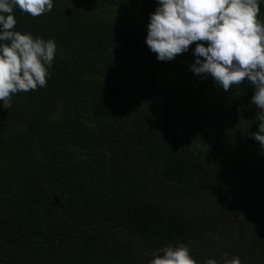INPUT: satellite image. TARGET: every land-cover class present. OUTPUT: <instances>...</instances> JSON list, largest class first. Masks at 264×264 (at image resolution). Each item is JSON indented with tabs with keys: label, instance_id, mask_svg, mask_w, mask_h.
Listing matches in <instances>:
<instances>
[{
	"label": "trees",
	"instance_id": "trees-1",
	"mask_svg": "<svg viewBox=\"0 0 264 264\" xmlns=\"http://www.w3.org/2000/svg\"><path fill=\"white\" fill-rule=\"evenodd\" d=\"M53 5L14 12L15 31L57 53L46 87L0 108V264H149L181 243L198 264H264L262 189L245 219L221 199L246 194L264 159L253 87L194 75L195 44L158 61L156 0Z\"/></svg>",
	"mask_w": 264,
	"mask_h": 264
},
{
	"label": "clouds",
	"instance_id": "clouds-1",
	"mask_svg": "<svg viewBox=\"0 0 264 264\" xmlns=\"http://www.w3.org/2000/svg\"><path fill=\"white\" fill-rule=\"evenodd\" d=\"M145 43L157 60L170 62L195 44L189 70L211 78L230 91L247 82L253 87L252 105L258 130L251 134L264 153V22L259 0H156ZM53 0H0V108H11L14 94L46 87L57 46L51 39L15 31L14 12L37 18L53 10ZM149 264H198L184 244L166 246ZM205 264H241L239 257Z\"/></svg>",
	"mask_w": 264,
	"mask_h": 264
},
{
	"label": "water",
	"instance_id": "water-1",
	"mask_svg": "<svg viewBox=\"0 0 264 264\" xmlns=\"http://www.w3.org/2000/svg\"><path fill=\"white\" fill-rule=\"evenodd\" d=\"M263 175H264V159L260 165L259 170L257 171V173L255 175L254 181H253L249 191L243 195L237 194V193H233V195L239 199L248 200L249 198H251L254 195V193H255L258 185H259V182L263 178ZM222 200H225V197H222Z\"/></svg>",
	"mask_w": 264,
	"mask_h": 264
},
{
	"label": "flooded vegetation",
	"instance_id": "flooded-vegetation-1",
	"mask_svg": "<svg viewBox=\"0 0 264 264\" xmlns=\"http://www.w3.org/2000/svg\"><path fill=\"white\" fill-rule=\"evenodd\" d=\"M260 168V167H259ZM259 170V169H258ZM263 177H264V175H263ZM254 178H255V176H254ZM263 184L264 183H260L259 182V185H258V187H257V189H262L263 188ZM256 189V190H257ZM258 191V190H257ZM233 193H237V194H241V193H238L237 191H233V190H230V191H227V190H224V193L221 195V199H222V197H225V200H223L224 201V203L225 202H227V201H230L231 200V202H232V204L236 201V204H233V206H235V205H237L238 206V208H239V205L242 203V202H244V203H247V205H250V203H248V202H250V201H248V200H244V199H239V198H237V197H235L234 195H233ZM232 194V195H231ZM241 195H243V194H241ZM233 223H235V221L232 219L231 221H230V223L229 224H233Z\"/></svg>",
	"mask_w": 264,
	"mask_h": 264
},
{
	"label": "rangeland",
	"instance_id": "rangeland-1",
	"mask_svg": "<svg viewBox=\"0 0 264 264\" xmlns=\"http://www.w3.org/2000/svg\"><path fill=\"white\" fill-rule=\"evenodd\" d=\"M262 193L264 194V184H263V188H262ZM248 207H249V205H247V203H244V202H242L239 205L240 214H241L242 218H244V219H245V217H247V214H246L247 211H246V209H248Z\"/></svg>",
	"mask_w": 264,
	"mask_h": 264
}]
</instances>
